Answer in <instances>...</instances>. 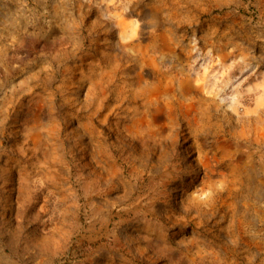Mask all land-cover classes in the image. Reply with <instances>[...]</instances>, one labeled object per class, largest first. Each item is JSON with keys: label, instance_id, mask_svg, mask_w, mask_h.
<instances>
[{"label": "rangeland", "instance_id": "1", "mask_svg": "<svg viewBox=\"0 0 264 264\" xmlns=\"http://www.w3.org/2000/svg\"><path fill=\"white\" fill-rule=\"evenodd\" d=\"M146 108L163 128L135 169ZM263 212L264 0H0V264H208L218 240L256 264Z\"/></svg>", "mask_w": 264, "mask_h": 264}, {"label": "bare ground", "instance_id": "2", "mask_svg": "<svg viewBox=\"0 0 264 264\" xmlns=\"http://www.w3.org/2000/svg\"><path fill=\"white\" fill-rule=\"evenodd\" d=\"M118 26L123 29V25L124 23L123 22H120L117 23ZM147 94V93H146ZM146 94H143V97L145 99V101L143 102V107L144 106H147L148 104H150V101H149V98ZM121 97V96H120ZM118 97V98H120ZM125 97V96H123ZM98 100H100L99 103H97L96 107H100V105L102 104V100L104 99V97H100V98H97ZM46 102V100H45ZM50 103V102H48ZM147 109V108H146ZM143 110L142 112L141 111H138L137 114L139 112L140 115H139V121L142 125H127V127L129 128V130L131 131L130 134H131V143H130V146H131V149H130V152L128 153H122V158L124 159H129L131 162H132V167L137 169L138 167H142L145 168L146 165L150 162V155L153 151V149H155L154 146L158 145L157 141H155L156 139L154 138V135L156 132L162 130L163 126L162 125H150V120L151 118L149 117V114H148V109L147 111ZM137 110V109H136ZM90 116V113H86V116L84 118H88ZM137 115H135L136 117ZM132 118V117H131ZM133 119V118H132ZM85 120V119H84ZM84 125L88 126V120H86L85 122H83ZM50 128L49 130H56L57 129V126L56 125H59L58 123H56L55 119H53L51 122H50ZM83 125V126H84ZM87 129V128H85ZM87 131V130H85ZM89 131L91 133H93V129H89ZM200 131V128L198 126L194 127L193 128V132L194 134H198V132ZM47 133H50V132H47ZM70 133V132H69ZM68 133V134H69ZM39 134V133H38ZM91 135V134H90ZM133 140V141H132ZM96 143L98 144L99 148H100V153L101 155H110V153L108 152V147L109 145L107 143H105L104 141H101L100 139H96ZM111 146V145H110ZM175 147V143H172V141H168L166 143L165 146L162 147V152L164 154H167L169 153V150L170 149H174ZM111 148V147H110ZM161 148V147H160ZM171 152V151H170ZM175 152V151H174ZM163 154V155H164ZM173 154V153H172ZM162 158V157H160ZM172 158V157H171ZM156 159V158H155ZM169 160V159H168ZM177 160V159H176ZM152 161V160H151ZM156 163L160 162L158 159L155 160ZM182 162V161H181ZM168 163V162H167ZM130 165V164H129ZM168 165V164H167ZM166 165V166H167ZM144 166V167H143ZM157 167V166H156ZM160 167V166H159ZM159 167L157 168H154L156 169L155 171H157V173L154 175L153 174H149L150 176V179H152V177H162L163 179L160 180L159 182V187L161 189V191L159 193H163V195L166 192V188L169 190V189H173L176 187V185L178 184V180L179 178L181 177L182 175V172H183V162L182 163H174L173 165L163 169V170H160ZM162 167V166H161ZM133 170V169H132ZM135 171V170H134ZM154 172V171H153ZM151 181V180H150ZM243 180H241L242 182ZM244 183V181H243ZM246 183V182H245ZM245 185V184H244ZM186 194V192L184 193ZM155 201L156 200H153L150 204H149V208H147V213L150 214L151 216L155 217V218H159V215H160V212H163V213H166L167 215H164L166 218L169 219L170 217V211L174 210V205L171 204V202H167L165 204H163L162 206H159L157 207V211H155L154 209V204H155ZM193 207L195 208L196 211H199L200 210V207L198 205V202H193V203H188V208L189 207ZM146 210V209H145ZM262 212V210H261ZM264 213V212H263ZM168 219H165L164 221L166 222ZM246 220L243 219V221H240V222H245ZM248 224V223H247ZM245 224V225H247ZM245 225L243 224L242 226H244V231H241L242 233L239 234V237L240 239L238 240L241 241L248 249L251 248V246H253L255 248V251L253 250L252 253H255L256 250L259 248L258 247V244H259V240H258V244L257 242L255 241V238L251 237V233L250 235H248L247 231H246V228H245ZM241 226V227H242ZM152 227V226H151ZM168 227V226H167ZM239 228V227H238ZM163 229V230H162ZM151 231V236L155 239H162V240H168L169 238V235L166 234L164 232V224H162V226H159L158 228H150L149 229ZM236 231V230H235ZM238 234V232H237ZM149 237H150V234H149ZM148 237V238H149ZM236 237V236H235ZM215 246L218 247V252H213L214 254H216V256L218 257V259H223V260H217L214 261L211 260L209 261L208 264H232L230 262H227L224 258V255H222V253L224 252H233L235 251L237 248L235 246H230L228 245L227 243L221 241V240H218L217 242H215ZM264 246V244H263ZM237 247H240V248H244V247H241L240 245L237 246ZM247 248H246V251H247ZM241 250V249H240ZM245 250V249H244ZM239 251V250H238ZM239 252H242L239 251ZM249 252V251H248ZM212 253V254H213ZM251 253V252H250ZM250 255V254H249ZM247 255V256H249ZM260 259V258H259ZM256 264H264V260H259V262H257Z\"/></svg>", "mask_w": 264, "mask_h": 264}]
</instances>
